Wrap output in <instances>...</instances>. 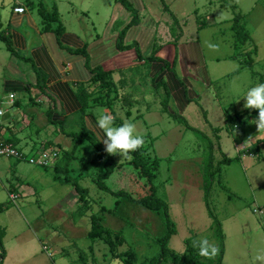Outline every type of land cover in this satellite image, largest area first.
<instances>
[{"label": "rangeland", "instance_id": "374dc122", "mask_svg": "<svg viewBox=\"0 0 264 264\" xmlns=\"http://www.w3.org/2000/svg\"><path fill=\"white\" fill-rule=\"evenodd\" d=\"M14 1L0 0L6 5ZM45 1L53 5V0ZM142 1L146 10L138 17L145 27L152 24L159 57L174 70L162 76L156 68L150 75H156L158 81L162 78L168 88L172 77L188 88V102L192 103L182 110L181 104L175 102L180 100V94L174 90L176 96L168 111L182 116L192 128L210 139L213 166L218 170L208 207L203 189L208 142L164 111L165 90L152 83L150 77L147 86L129 87L131 96L120 102L126 109L125 115L117 108V116L122 117V123L135 124L137 133L143 137L146 161L149 164L158 161V176L153 184L157 196L168 205L176 231L168 248L180 257L188 247L199 254L194 241L207 239L216 252L209 257L199 254L200 264H218L220 258L221 264H264V130L259 132L255 118L239 129H232L234 121L247 120L246 113L257 110L244 107L246 91L264 83V0H164L169 12L164 10L161 0ZM75 2L76 8L69 7L63 12L64 19L81 21L73 26L85 36L101 33L114 17L120 22L132 18L118 0L114 1L116 7L112 0ZM233 6L242 14L251 37L244 46L234 45ZM255 48L257 54L252 55L253 66L249 67L248 54ZM5 54H8L7 45L0 40V90L8 77L1 57ZM147 67L150 69V63ZM97 111L101 114L103 109ZM75 118L76 115L70 120ZM55 128L58 130L42 135V141L47 135L52 142L48 149L59 152L51 167L0 157V230L5 231L3 264H124L127 254L134 256V264H149L161 254L158 240L167 232L164 214L154 213L127 197L101 191L95 183L104 171L101 154L85 142L74 158L65 159L74 142L58 126ZM214 128L222 129L219 140ZM66 131L79 133L80 128L71 126ZM32 136L39 141L34 133ZM101 138L98 140L105 147ZM254 144L260 151L257 156L248 153ZM37 149L28 153L24 147V154L29 158L43 151ZM109 155L123 167L106 181L107 186L113 192H126L133 199L146 197L147 181L128 165L130 159ZM222 156L232 162L223 164ZM76 185L87 191L83 204ZM92 217L100 219L114 242L118 237L114 251L103 239L89 236ZM172 261L169 258L164 264Z\"/></svg>", "mask_w": 264, "mask_h": 264}, {"label": "crops", "instance_id": "0c3cea01", "mask_svg": "<svg viewBox=\"0 0 264 264\" xmlns=\"http://www.w3.org/2000/svg\"><path fill=\"white\" fill-rule=\"evenodd\" d=\"M112 1L115 6V0ZM127 1L138 14L146 10L142 0ZM51 3L53 5L49 6L45 0H15L8 5L0 2V33L10 40L15 52L13 54L7 49V56H1L8 77L0 90V103L5 107L14 105L15 110L12 115L1 119L0 142L10 144L23 152L25 147L28 153H35L39 150L38 147L46 150L52 145L47 135L46 140L42 141V135L46 132L58 130L52 121L63 123L65 130L75 126L80 128V131L86 129L97 138L102 137L96 126L100 115V112H96L97 108L112 116L119 114L116 110L118 108L125 115L126 109L121 103L125 101V97L131 96L129 87L147 86L149 77L152 83H157L156 75H150L153 69L158 68L162 76L171 73L164 72V65L158 61L150 63L149 69V63L139 61L136 48H127L124 51L118 49V36L132 18L120 22V19L114 17L101 33L85 36L73 26L76 21L64 19L63 12L78 5L75 0H53ZM41 5L46 11V22L38 11ZM18 7L25 8L26 12L15 14L14 10ZM138 19L139 23L127 32L124 46L137 44L144 58H149L156 51V58L159 60L152 24L145 27L142 20ZM80 23L81 21L77 24ZM99 70L106 72L110 77L113 84L110 94L94 82ZM208 76L206 73V78ZM169 86L168 108L176 96L174 90L180 94V100L175 102L181 104L182 110L192 103L185 98V91L187 94L189 91L183 83L179 84L172 77ZM122 91L127 94L124 95ZM11 93L16 96L13 103L8 98ZM120 97L123 99L120 100ZM81 98L85 99L84 111L81 109ZM106 102L108 106L104 105ZM252 113L246 114L249 117ZM74 115L76 118L70 120ZM116 118L123 121L122 117ZM33 133L39 141L33 138ZM21 144L23 145L20 146ZM10 195L15 197L12 192Z\"/></svg>", "mask_w": 264, "mask_h": 264}, {"label": "trees", "instance_id": "16d2710c", "mask_svg": "<svg viewBox=\"0 0 264 264\" xmlns=\"http://www.w3.org/2000/svg\"><path fill=\"white\" fill-rule=\"evenodd\" d=\"M161 2L164 5V10L166 12H169V8L166 6L164 0H161ZM120 3L125 7V9H127L131 15H132V19L131 22L120 32L119 36H118V42H117V46L118 49L124 51L127 48H136V53H137V57L139 59V61H145L147 63H152V62H161L165 68H169V72L174 73V70L172 69V67L169 66L168 62H165L163 60H158V58H156V51L153 52L152 56H150L149 58H144L143 55L141 54V52L138 50L137 48V44H133L131 46L125 47L124 46V39L125 36L127 34V32L129 31V29H131L132 27L136 26L139 23V17H138V12L137 10H135V8L127 1V0H120ZM39 14L41 15V17L44 19V21L46 22L47 16H46V11L44 9V7L41 5L38 9ZM232 11H233V23L231 26V30L234 32V37H235V45L236 46H244L246 45L249 41H251V37L250 35L247 33L246 31V25L243 22V16L240 12H237V7L233 6L232 7ZM58 13L55 11V15H57ZM175 19V17L173 16V20ZM175 21V20H174ZM176 23V22H175ZM174 23V25H175ZM0 40L4 41L7 45V49L8 51H10L11 53L15 54V52L13 51L12 47H11V42L9 39L5 38L1 33H0ZM253 54H257V49L255 48L253 51H251L248 56H249V61H248V65L249 67L253 66V60H252V55ZM94 82H96L98 84V86L103 89V90H107V93L110 94L111 88L113 87V84L110 81V77H108L106 72H103L102 70H99L96 78L94 80ZM156 86L159 87H163L165 90V93L167 95L166 101L164 103V111L166 113H169L168 111V102L170 99V93L168 90V87L165 83H163L162 81H158L157 83H155ZM80 96L82 94H79ZM185 98L188 101V94L187 91H185ZM81 104H82V111H84V109L86 108L85 105V99L81 98ZM106 106V104H104ZM169 115L176 121H178L179 123L183 124L184 127L188 130V131H192L193 133H195L197 136L203 138L205 141L208 142V157H207V162H206V168L204 170V186L203 189L205 191V199H206V204L209 207V196H210V192L212 190V187L214 185V180L216 178V176L218 175V170L214 169L213 166V144L210 141V139L205 136L204 134L199 133L196 129L192 128L187 121L185 120V118H183L180 115H175V114H171L169 113ZM258 116V109L256 111H254L248 118L247 120H240L238 119V121H234L233 122V130L239 129L241 128L243 125L247 124L248 121L252 120L253 118H256ZM114 117V122L116 125H120L122 124V122L120 120H118L116 118V116L113 114ZM53 125H57L60 129V132L66 136L67 138H70L74 144H73V149L70 153H67L64 157L65 159H72L76 156V152L79 149V147L85 143L88 142L99 154H101V159L105 160V164H104V171L103 173L99 174L97 176V178L95 179V183L97 185V187L103 191L106 192L108 194H112L114 196L117 197H127L130 201L141 205L142 207L154 212V213H163L165 216V223L167 226V232L166 235L163 238H160L158 240V243L161 246V254L157 257L152 258L149 261V264H164L167 263L169 261V258H172V264H200V256L199 254H196V250L193 249L192 247H188L186 249V252L184 254V256H177L173 253L170 252L169 248H168V244L171 240V238L173 237V235H175L176 231L174 229V225L172 224V222L170 221L169 218V208L168 205L165 203V201H163L162 199H160L157 196V189L154 186V181L157 178V172L159 169V164L158 161L155 160L152 164H149L145 157V148H144V142L143 145L136 150L135 152H131L129 154V156L127 158H129L130 160H128V165L133 167L134 169L139 171V176L141 178L146 179L147 181V185L149 186L148 189V195L146 197H143L141 199H133L128 193L120 191V192H113L106 184V181L114 174V172H116V170H120L123 167V164H118L117 162H115L113 160V158L105 151V147L101 145V143L99 142L98 138L95 137L92 133H90L89 131H87L86 129L81 130L79 133H69L65 130L64 124L63 123H57V122H53ZM214 133L217 136V139L219 140V133L222 131L221 128H215L213 129ZM257 144H254L251 148V150H248V153L250 155H259L260 151L259 148H255L254 146H256ZM21 151V150H20ZM222 163L223 164H230L232 162L231 159L226 158L225 156H222ZM58 171V168H57ZM65 172L67 174V168L65 169ZM65 182L68 181V177H66ZM76 191L77 193L80 194V199L79 201L83 204L84 202H86L84 195H86L87 191L84 189H80V187L78 185H76ZM3 208H1L2 210ZM117 209V207H116ZM210 214L213 218L214 215L213 213L210 211ZM92 226H91V232L89 234V236L92 239H103L108 245L111 246L112 251H114L115 249V243L119 240L117 237V240L114 242L112 236L110 235L109 231L106 230L102 224L100 223V219L96 218V217H92ZM218 223V222H217ZM220 228V227H219ZM219 236L221 241H223V235L219 229ZM106 234V235H105ZM106 236V237H104ZM5 237V231L0 230V264H3V259L5 257V249L3 247V238ZM224 254V253H223ZM118 257H124L123 255H117ZM127 256V258L124 261V264H134L135 263V258L133 255L127 254L125 255ZM222 262V258L219 259V263L221 264Z\"/></svg>", "mask_w": 264, "mask_h": 264}, {"label": "clouds", "instance_id": "9594fccd", "mask_svg": "<svg viewBox=\"0 0 264 264\" xmlns=\"http://www.w3.org/2000/svg\"><path fill=\"white\" fill-rule=\"evenodd\" d=\"M243 98H245V108L258 109V116L254 123L259 132L264 130V83L250 87ZM96 126L102 135L100 141L105 145V151L108 154L126 158L143 145V137L137 133L134 123L123 122L116 125L114 117L107 112H101L97 118ZM194 244L198 245L199 254L203 257H209L216 252L215 247L210 245L207 239L194 241Z\"/></svg>", "mask_w": 264, "mask_h": 264}, {"label": "built area", "instance_id": "2783aa9c", "mask_svg": "<svg viewBox=\"0 0 264 264\" xmlns=\"http://www.w3.org/2000/svg\"><path fill=\"white\" fill-rule=\"evenodd\" d=\"M26 12L25 8L18 7L15 8V14H24ZM10 102L16 101L15 94L11 93L8 96ZM3 104L0 103V117H5L6 115H12L15 107L14 105H10L9 107H2ZM0 131H1V119H0ZM0 157H8L14 158L18 161H28L30 164L37 165L43 168L51 167L52 162H55L59 158V152L56 149L49 148L48 150H43L41 153L34 156H30L29 158L24 154L23 151H20L16 147L10 144H4L0 142ZM11 199L15 200V197L11 195Z\"/></svg>", "mask_w": 264, "mask_h": 264}]
</instances>
